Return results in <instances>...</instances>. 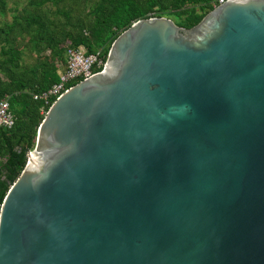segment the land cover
I'll list each match as a JSON object with an SVG mask.
<instances>
[{"label":"water","instance_id":"obj_1","mask_svg":"<svg viewBox=\"0 0 264 264\" xmlns=\"http://www.w3.org/2000/svg\"><path fill=\"white\" fill-rule=\"evenodd\" d=\"M0 264H264V0L122 30L40 120Z\"/></svg>","mask_w":264,"mask_h":264},{"label":"trees","instance_id":"obj_2","mask_svg":"<svg viewBox=\"0 0 264 264\" xmlns=\"http://www.w3.org/2000/svg\"><path fill=\"white\" fill-rule=\"evenodd\" d=\"M55 5L51 12L48 3ZM219 0H27L11 19L0 23V99L8 97L14 115L0 126V203L34 146L37 126L54 100L44 104L35 93L59 80L66 47L83 45L106 59L114 38L133 21L167 16L184 27L196 24ZM4 1L0 0V7ZM52 13L53 15H51ZM40 54L34 63L22 60L23 49ZM47 51V53H45ZM44 52V53H43ZM95 70H98L95 68ZM77 81H72L71 85Z\"/></svg>","mask_w":264,"mask_h":264},{"label":"built area","instance_id":"obj_3","mask_svg":"<svg viewBox=\"0 0 264 264\" xmlns=\"http://www.w3.org/2000/svg\"><path fill=\"white\" fill-rule=\"evenodd\" d=\"M223 0H219L221 2ZM66 64L64 70L59 75V80L52 84L47 90L41 93H35L33 97L42 98L44 104H47L52 97H56L72 81H79L92 73L100 70L105 64V60L100 56L99 51L87 52L86 47H66ZM97 68L98 70H95ZM14 123V115L9 109V100L7 96L0 99V126L10 127Z\"/></svg>","mask_w":264,"mask_h":264},{"label":"rangeland","instance_id":"obj_4","mask_svg":"<svg viewBox=\"0 0 264 264\" xmlns=\"http://www.w3.org/2000/svg\"><path fill=\"white\" fill-rule=\"evenodd\" d=\"M3 1H4V5L0 7V23L10 20L16 8H20L22 5H24L27 2V0H3ZM47 6L51 12L54 11L55 5L49 2ZM50 14L53 15L52 13ZM3 43H4L3 41H0V47ZM45 53H47V51H45ZM21 56H22V60L25 63H34L37 57L40 56V54H37L35 52L29 51L27 48H24Z\"/></svg>","mask_w":264,"mask_h":264}]
</instances>
